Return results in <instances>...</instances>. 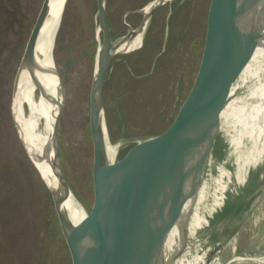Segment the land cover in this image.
Instances as JSON below:
<instances>
[{
    "label": "water",
    "instance_id": "1",
    "mask_svg": "<svg viewBox=\"0 0 264 264\" xmlns=\"http://www.w3.org/2000/svg\"><path fill=\"white\" fill-rule=\"evenodd\" d=\"M168 1L155 3L149 17ZM66 2H60L56 33ZM230 2L208 0L181 76L156 121L122 155L108 163L103 151L105 133L101 124L107 126L104 88L116 57L113 52L116 42L111 35L107 0H95L96 50L88 109L92 199L87 210L82 206L81 229L74 244L65 236L55 198L49 191L68 247L70 264H140L153 243L175 224L191 202L215 187L224 174L229 149L237 144L236 148L241 151L261 133L263 124L247 128L246 125L251 109L255 108V113L264 106V43L234 59L209 63L212 30L221 32L236 20L247 23L250 18L249 8ZM143 19L141 17L136 29L142 26ZM126 27L125 36L129 38L130 26ZM224 42L218 46L219 53L227 49L228 43ZM27 49L24 46L14 74L10 114L18 140L33 164L32 151L19 131L14 106L15 88L21 82L28 59ZM123 54L125 52L118 55ZM53 163L58 183H64L75 203L81 204L66 181L60 160ZM225 244L218 252L217 264H220ZM162 253L163 246L156 256Z\"/></svg>",
    "mask_w": 264,
    "mask_h": 264
},
{
    "label": "rangeland",
    "instance_id": "2",
    "mask_svg": "<svg viewBox=\"0 0 264 264\" xmlns=\"http://www.w3.org/2000/svg\"><path fill=\"white\" fill-rule=\"evenodd\" d=\"M155 1L107 0L113 41L125 35L126 25L137 26L142 17L138 10ZM207 2L169 0L150 15L141 45L113 59L104 105L116 158L151 128L170 98ZM41 3L0 0V140H5L0 147V264H68L64 254L50 245L49 225L44 222L55 214L61 231L58 214L49 190L18 140L10 114L14 74ZM63 15L54 47L55 65L64 76L59 160L66 181L87 210L92 199L88 109L95 55L91 32L97 25L95 0H67ZM27 107L36 118V103ZM255 199L249 217L223 247L220 264H264V184Z\"/></svg>",
    "mask_w": 264,
    "mask_h": 264
},
{
    "label": "bare ground",
    "instance_id": "3",
    "mask_svg": "<svg viewBox=\"0 0 264 264\" xmlns=\"http://www.w3.org/2000/svg\"><path fill=\"white\" fill-rule=\"evenodd\" d=\"M158 1L138 10L144 18L142 26L139 29L130 27L131 36L128 38L124 35L115 43V56L132 52L141 45L150 8ZM60 2L61 0H42L29 29L24 43L28 47V59L23 68L21 82L15 88L14 106L19 131L32 151L33 165L55 198L67 240L74 244L81 229L79 221L83 217L82 205L75 203L65 190L67 187L64 183H58L53 163L60 158L58 128L64 107V85L54 62ZM230 3L249 8L250 18L247 23L236 20L221 32L218 29L212 30L210 64L234 59L251 47L264 43V0H231ZM223 40L228 43L227 49L219 53L217 49ZM98 61L97 54V68ZM33 101L37 108L36 118L27 107ZM254 111L255 108H252L246 128L261 123V133L251 139L241 151L236 148L237 144L229 149L224 162V174L215 187L191 202L175 224L153 243L140 264L218 263V252L222 244L249 217L255 206V196L264 184V106L259 111ZM101 126L105 133L104 155L108 163H112L116 148L109 137L107 126L104 123ZM162 246L163 253L156 256Z\"/></svg>",
    "mask_w": 264,
    "mask_h": 264
},
{
    "label": "trees",
    "instance_id": "4",
    "mask_svg": "<svg viewBox=\"0 0 264 264\" xmlns=\"http://www.w3.org/2000/svg\"><path fill=\"white\" fill-rule=\"evenodd\" d=\"M64 16V15H63ZM61 27V25H60ZM95 33V29L93 28V31L91 32V37L93 38V34ZM93 40V45L95 46L94 51L96 50V44H95V39ZM61 74V73H60ZM62 76V80L64 78L63 74ZM5 143V140H0V147H3ZM49 195V192H48ZM50 197V195H49ZM52 204V203H51ZM54 213V212H53ZM45 225H49V229H50V233H48V239L51 241L50 245L51 247L57 252H61L62 255L64 254V258L66 259L67 263L69 264V251H68V247L66 245V242L61 234L58 222L56 221V216L55 214L53 215V217H51L50 219H45ZM57 235V237H56ZM58 240L59 241V245L54 244V242ZM40 261H37V263H39ZM41 264H45V262H42Z\"/></svg>",
    "mask_w": 264,
    "mask_h": 264
},
{
    "label": "flooded vegetation",
    "instance_id": "5",
    "mask_svg": "<svg viewBox=\"0 0 264 264\" xmlns=\"http://www.w3.org/2000/svg\"><path fill=\"white\" fill-rule=\"evenodd\" d=\"M136 27V26H135ZM126 34V33H125ZM151 42H149V44H150ZM128 53H130V52H128ZM127 53H125V54H123V55H126ZM120 56H122V55H120ZM111 68V67H110Z\"/></svg>",
    "mask_w": 264,
    "mask_h": 264
}]
</instances>
